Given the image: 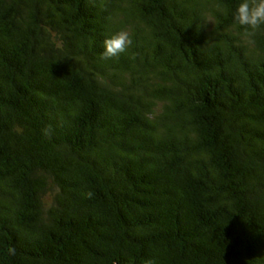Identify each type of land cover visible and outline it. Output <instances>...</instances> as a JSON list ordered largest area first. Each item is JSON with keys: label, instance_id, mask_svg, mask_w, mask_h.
Instances as JSON below:
<instances>
[{"label": "trees", "instance_id": "trees-1", "mask_svg": "<svg viewBox=\"0 0 264 264\" xmlns=\"http://www.w3.org/2000/svg\"><path fill=\"white\" fill-rule=\"evenodd\" d=\"M235 5L0 0V264H264V27Z\"/></svg>", "mask_w": 264, "mask_h": 264}, {"label": "clouds", "instance_id": "clouds-1", "mask_svg": "<svg viewBox=\"0 0 264 264\" xmlns=\"http://www.w3.org/2000/svg\"><path fill=\"white\" fill-rule=\"evenodd\" d=\"M233 20L244 28L249 35L264 27V0H236L233 10ZM132 34L128 30H118L105 37L103 41L102 58L118 57L132 45ZM89 198L92 192L86 194Z\"/></svg>", "mask_w": 264, "mask_h": 264}]
</instances>
